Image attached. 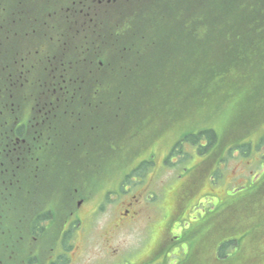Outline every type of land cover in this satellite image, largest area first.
<instances>
[{
	"label": "flooded vegetation",
	"instance_id": "flooded-vegetation-1",
	"mask_svg": "<svg viewBox=\"0 0 264 264\" xmlns=\"http://www.w3.org/2000/svg\"><path fill=\"white\" fill-rule=\"evenodd\" d=\"M142 5L0 0V264H162V245L181 250L166 232L144 255L122 248L119 231L140 224V212L130 214L138 196L118 214L113 172L104 168L126 148L130 116L142 113L134 103L139 109L116 121L125 105L118 91L143 69L145 46L135 50L133 35V12ZM165 165L152 154L121 182L128 186L141 170L147 210ZM152 223L148 212L146 248ZM255 250L233 264H263Z\"/></svg>",
	"mask_w": 264,
	"mask_h": 264
},
{
	"label": "rangeland",
	"instance_id": "rangeland-1",
	"mask_svg": "<svg viewBox=\"0 0 264 264\" xmlns=\"http://www.w3.org/2000/svg\"><path fill=\"white\" fill-rule=\"evenodd\" d=\"M195 1H190L191 6L182 4L176 11L178 25L183 28L184 21L191 20L195 31L192 36L176 38L175 61L166 64L157 55L159 44L164 42L158 35L152 47L142 51L147 69L135 71L132 86L118 96L125 105L117 122L126 119V112L139 109L134 103L141 102L142 113L130 116L123 139L124 144L128 140L126 148L110 155L104 166L113 172L109 174L111 187L117 190L118 214L126 212L124 208H130L126 205L138 196L130 214L140 212V224L119 231L117 242L128 252L144 255L166 232L177 236L182 245L178 253L162 245V264H233L255 247L264 264V238L260 239L262 244L248 240L250 230L240 223L253 215L256 205L249 202L247 212L238 202L246 193L256 191L258 185L251 179L262 173L261 152L254 151L264 136V89L259 84V74L264 71V40L254 32L253 23L262 3L237 0L227 8L224 0ZM197 13L202 21L198 26ZM219 23L221 28L215 29ZM248 41H253L256 50H249L242 62L234 63L235 45ZM202 48L204 51L197 50ZM238 49L245 50V44ZM215 69L226 70V76L210 79ZM206 130L213 131L215 139L203 151L199 147L207 146L204 138L197 144L183 142L184 137ZM179 139L182 154L179 149L169 164L167 155ZM245 142H249L251 154L244 157L239 155L238 146ZM152 154L161 160L165 157L167 164L152 183L153 208L147 210L145 195L141 197L147 180L138 174L126 187L121 182ZM148 212L154 228L146 248L142 222ZM231 239L240 240L242 246L240 243L229 249L225 258L218 257V247Z\"/></svg>",
	"mask_w": 264,
	"mask_h": 264
},
{
	"label": "trees",
	"instance_id": "trees-1",
	"mask_svg": "<svg viewBox=\"0 0 264 264\" xmlns=\"http://www.w3.org/2000/svg\"><path fill=\"white\" fill-rule=\"evenodd\" d=\"M177 1V3L173 2L170 3V0H141V3L143 5L140 7V9H136L133 12V35L135 38V44L138 45L135 50H141L144 44V49L147 47H152L154 38H157L158 35H161L163 37V44H159L161 46V50L157 55H159L162 59V62L166 64L171 63L172 61H175L176 56L174 57V53L177 48V39L181 35H187L192 36L194 33V26L191 20H185L184 21V27L179 26L177 23V16L178 13L177 10L181 9L182 4H188L191 6L190 1L195 0H174ZM207 1H213V0H207ZM227 2V8L233 7L236 5L235 1L237 0H224V2ZM215 3L217 2H223L219 0H214ZM179 3V4H178ZM259 3H262L260 5L261 12L259 10H256L255 18L257 22L254 23V32L260 37V39L264 40V4L263 1H259ZM204 4V3H201ZM200 4V5H201ZM210 4V3H208ZM205 5V4H204ZM213 5V4H211ZM220 5V4H219ZM222 9V6L218 7ZM196 19L198 22H196V25L198 26L199 23H201V18L199 17V14H196ZM255 20V21H256ZM202 24V23H201ZM221 23H219L215 29L221 28ZM137 39V40H136ZM134 40V39H133ZM137 42V43H136ZM236 42V41H235ZM253 41H248L242 44H236L234 47V54H233V62H242L244 60L245 55L249 52V50L254 49L255 45L252 43ZM245 44V50H239L238 47L240 45ZM250 48V49H249ZM204 51V48L197 49ZM238 50V51H236ZM144 55V54H143ZM135 56H137L135 54ZM259 57L261 55H258ZM200 57L201 56H197ZM136 59V58H135ZM139 67H142L143 69H147L148 61H144V56L139 57ZM135 63V64H136ZM227 71L226 70H218L215 69L210 72L209 77L210 79H216L218 77L226 76ZM260 87L264 89V71H261L260 74ZM129 89V88H128ZM125 89H121L118 91V96H121V93ZM206 139L207 140V146L206 147H199V151H203L205 148H208L212 141L215 139V134L213 131H200L197 135L193 136H186L183 138V142H189L191 144H197L200 139ZM211 138H213L211 140ZM181 144H178L179 147ZM238 149H240L239 155L240 156H247L248 154H251L250 145L249 142H245L243 146H238ZM255 153H260V167L262 169L261 175L258 176L257 179H255V176L252 177L251 181L254 184H257V189L254 192L246 193L243 198H240L238 202L242 204L245 207V210L247 212L251 208L249 202H253L255 204V209H252L253 215H249V217H244L240 223L245 226V228L249 229V235L248 240H251L254 242L258 240L260 242V239L264 238V207L263 209L260 208L261 205L264 203V136L260 138V140L255 145ZM260 183V184H258ZM252 204V205H253ZM241 242L240 240L231 239L226 242H224L223 245H220L218 248V257L225 258V256L228 254V250L232 248H236L237 245H239Z\"/></svg>",
	"mask_w": 264,
	"mask_h": 264
}]
</instances>
